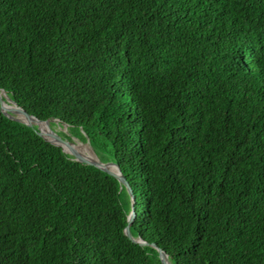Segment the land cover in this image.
Masks as SVG:
<instances>
[{"label": "trees", "instance_id": "16d2710c", "mask_svg": "<svg viewBox=\"0 0 264 264\" xmlns=\"http://www.w3.org/2000/svg\"><path fill=\"white\" fill-rule=\"evenodd\" d=\"M0 264H264V0H0ZM56 129V128H55Z\"/></svg>", "mask_w": 264, "mask_h": 264}, {"label": "water", "instance_id": "95a60500", "mask_svg": "<svg viewBox=\"0 0 264 264\" xmlns=\"http://www.w3.org/2000/svg\"><path fill=\"white\" fill-rule=\"evenodd\" d=\"M0 110L7 115L8 117L20 121L22 123L27 124L28 126L34 128L36 132L41 135L47 141L60 146L63 151L69 153L71 157L77 161L84 162L93 166H96L109 174L116 177L121 185H124L130 194L131 197V209L127 215V225L124 228L125 234L135 242H139L140 244H146L147 242L140 237H133L130 230L129 225L131 224L134 216V198L132 194L131 187L124 176L123 172L121 171L119 165L114 161H101L95 151L93 150L89 140L87 139L86 143L90 146L91 150L93 151L95 157L88 156L86 154L81 153L77 148H75L76 142L72 139H67L66 137L62 136L57 129H55L52 125V121L58 122L59 120L56 118H48V119H40L37 116L27 112L22 106H20L14 98H12L8 91L4 88H0ZM42 122L44 124V128L42 129L39 123ZM66 126V123H63ZM152 246L157 248L159 251V256L161 259L162 264H173L168 257V254L165 250L161 249L160 247L156 246L155 243H151Z\"/></svg>", "mask_w": 264, "mask_h": 264}, {"label": "bare ground", "instance_id": "6f19581e", "mask_svg": "<svg viewBox=\"0 0 264 264\" xmlns=\"http://www.w3.org/2000/svg\"><path fill=\"white\" fill-rule=\"evenodd\" d=\"M40 127L43 129L44 124L42 122L39 123ZM75 148H77L81 153L86 154L88 156L95 157L93 151L91 150L90 146L85 143H76Z\"/></svg>", "mask_w": 264, "mask_h": 264}, {"label": "rangeland", "instance_id": "374dc122", "mask_svg": "<svg viewBox=\"0 0 264 264\" xmlns=\"http://www.w3.org/2000/svg\"><path fill=\"white\" fill-rule=\"evenodd\" d=\"M57 130H64V131H67V127L66 126H59V125H56L55 127ZM68 132V131H67ZM73 140L76 142V143H85L87 144L86 142H83V141H80L77 137L75 136H72Z\"/></svg>", "mask_w": 264, "mask_h": 264}]
</instances>
